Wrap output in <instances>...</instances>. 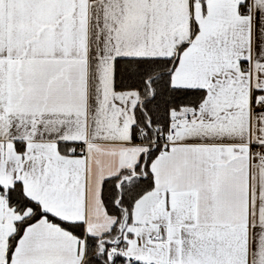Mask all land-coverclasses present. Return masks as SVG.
Here are the masks:
<instances>
[{
    "label": "snow or ice",
    "instance_id": "6c2138e0",
    "mask_svg": "<svg viewBox=\"0 0 264 264\" xmlns=\"http://www.w3.org/2000/svg\"><path fill=\"white\" fill-rule=\"evenodd\" d=\"M0 264H264V0H0Z\"/></svg>",
    "mask_w": 264,
    "mask_h": 264
}]
</instances>
